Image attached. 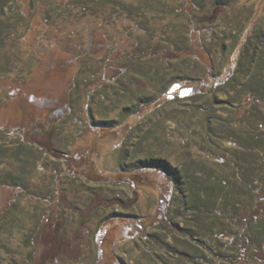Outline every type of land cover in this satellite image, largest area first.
Wrapping results in <instances>:
<instances>
[{"label": "rangeland", "instance_id": "obj_1", "mask_svg": "<svg viewBox=\"0 0 264 264\" xmlns=\"http://www.w3.org/2000/svg\"><path fill=\"white\" fill-rule=\"evenodd\" d=\"M105 1L72 0L61 7L55 0H17L12 22L18 30L0 51V130L22 132L28 135L25 141L39 146L32 152V163L27 165L31 176L27 175L35 180L31 187L40 202L36 196H26L13 206V218L0 234V264H119L118 257L129 261L125 251L151 239H141L144 233L133 239L138 227L130 220L142 218L146 230L156 228L151 222L157 220L161 194L149 182L163 186L165 178L152 172L138 179L122 177L121 145L132 140L139 124L144 130L163 110L180 105L170 100L154 108L144 106L127 118L124 110L133 98L127 100L124 93H138L145 79L142 75L131 79L133 70L126 74L125 67L138 54L142 65L152 62L153 46L169 22L185 42L190 41L193 26L198 27L193 47L203 65H212L214 71L223 69L229 41L236 34L226 39L223 31L242 25L255 12L264 30V0H232L228 5V0H196L195 5L190 0H122L132 12ZM138 43L146 48L134 51ZM187 54L184 50L181 56ZM203 65L197 67L196 77L203 73ZM119 83L128 90L115 89ZM146 86L156 89L150 83ZM184 118L181 115L183 124ZM103 119L111 125L126 120L110 131L98 128ZM128 122L130 130L122 134L119 130L125 131ZM194 137L180 127L164 135L174 152L199 159L200 145ZM6 138L0 136L2 141ZM8 161L21 163L7 156L0 158V165L7 168ZM12 194L1 186L0 210L10 204ZM43 209L55 220L47 225L41 221L36 229L41 218L36 213ZM30 236L34 240L27 244L25 238Z\"/></svg>", "mask_w": 264, "mask_h": 264}, {"label": "trees", "instance_id": "obj_2", "mask_svg": "<svg viewBox=\"0 0 264 264\" xmlns=\"http://www.w3.org/2000/svg\"><path fill=\"white\" fill-rule=\"evenodd\" d=\"M55 1L62 7L72 0ZM121 1L108 2L122 7L124 12H132ZM195 2L190 0L194 5ZM16 5L17 0H0V51L18 30L12 22ZM259 15L255 12L242 25L223 31L226 39L228 34H236L229 41L230 55L223 60L221 71H214L210 64L203 65L196 55L192 41L198 27L193 26L190 41L185 42L172 32V22L168 23L164 36L155 40L152 62H147L151 68L140 63L141 54L125 67L126 74L133 70L129 74L131 79L140 75L145 79L140 84L142 90L136 94H130L131 91L125 94L126 88H121L120 83L115 87L127 100L133 98L130 107L124 110L127 118L138 114L144 106L154 108L170 100L180 106L163 110L149 120L144 130L139 124L132 140L128 138L121 145L123 161L119 174L122 177L138 179L142 173L152 172L165 180L161 186L149 179L161 194L157 220L151 222L156 228L146 230L142 218L130 220L138 227L136 234H131L133 239L139 233H144L141 239L144 236L151 239L145 238L134 249L125 251L129 261L118 257L119 264H264V30ZM143 48L146 47L138 43L134 51ZM184 50L188 54L181 56ZM211 59L208 61L212 63ZM200 64L203 73L196 77L194 73ZM149 83L156 88L154 92L147 89ZM181 115L186 117L184 124ZM103 120L98 128L115 131L126 119L115 125ZM130 123L125 131L122 128L119 131L126 133ZM194 124L199 127L196 133L192 130ZM179 127L194 135L195 143L205 149L199 146V159L192 153L174 152L170 143L167 144L164 135L169 129ZM0 134L7 136L4 141L0 139V158L8 156L21 161L19 165L8 161V169L0 165V188L5 186L13 193V199L7 201L10 204L0 210L2 234L20 198L36 196L40 202L36 189L31 187L35 180L27 175L31 176L27 165L32 163V152L39 146L27 140L28 135L22 132L0 130ZM34 161L37 162L35 157ZM128 187L133 186L129 183ZM1 205H4L2 195ZM36 216L41 217L35 223L36 229H40L41 221L47 225L55 220L54 214L45 209ZM30 237L25 238L27 244L34 240Z\"/></svg>", "mask_w": 264, "mask_h": 264}]
</instances>
